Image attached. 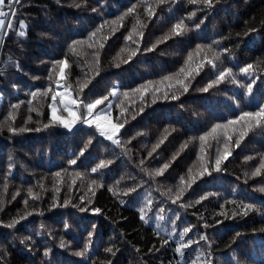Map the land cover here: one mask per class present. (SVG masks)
I'll list each match as a JSON object with an SVG mask.
<instances>
[{
	"label": "trees",
	"instance_id": "trees-1",
	"mask_svg": "<svg viewBox=\"0 0 264 264\" xmlns=\"http://www.w3.org/2000/svg\"><path fill=\"white\" fill-rule=\"evenodd\" d=\"M12 10L13 28L0 45V264H264V169L251 175L264 159V122L238 146L245 121L229 126L230 141L224 129L217 130L203 152L199 139L216 124L264 107V0H213L211 7L189 0H20ZM21 20L25 37L16 35ZM181 21L186 28L175 35L173 26ZM129 34L132 40L125 39ZM197 45L205 47L198 52ZM61 60L69 67L57 88ZM248 64L254 70L245 75L240 69ZM181 67L193 69L187 92L168 88L174 81L158 83ZM225 68L238 83L229 77L202 91ZM148 82L141 99L133 90ZM68 86L77 115L86 113L84 104L107 97L95 109L105 108L112 123L123 124L115 137L119 144L101 136L95 123L77 122L69 130L52 122V93L31 95ZM59 100L56 115L67 119ZM225 144L231 155L217 171ZM101 161L105 166L92 172ZM165 164L163 174L155 175ZM190 168L195 181L173 203ZM241 202L253 210L243 215ZM141 208L147 222L140 219ZM159 218L172 224L173 236L161 230ZM13 219L19 223L6 227ZM185 228L190 231L181 237ZM188 240L194 243L180 256L175 248Z\"/></svg>",
	"mask_w": 264,
	"mask_h": 264
},
{
	"label": "snow or ice",
	"instance_id": "snow-or-ice-1",
	"mask_svg": "<svg viewBox=\"0 0 264 264\" xmlns=\"http://www.w3.org/2000/svg\"><path fill=\"white\" fill-rule=\"evenodd\" d=\"M20 2V0H8V4H9V7L11 8L13 4H18ZM164 0H158V3H163ZM190 3H198V2H201L203 3L204 5H206L207 7H211L212 6V3H213V0H189ZM5 4V0H0V33H3V34H7L4 30L5 29H9L11 30L13 28V24H12V20L11 19H6L8 17H12L14 18L16 16V12L14 10L12 11H9V12H5L3 11V6ZM77 7H79L80 5H76ZM136 5H133L131 8L128 9V13H126L125 15L131 13L134 11ZM95 11V9H93ZM146 11L148 12L149 16L153 15V12L151 10V5H149L147 8H146ZM192 16L195 15V13H192L191 14ZM120 19L122 20L123 17H120ZM107 23V22H106ZM113 24L116 23V21H112ZM27 25L26 23L21 20L19 21V28L21 29L20 31H18L16 33V35H18L19 37H25L26 36V31H24V29H26ZM104 25H100L99 28L96 29V31L92 32L89 39L93 38V37H96L97 33L100 32L102 29H103ZM197 27H199V25H197ZM186 26L184 25V22L181 21L180 23H177L173 26V29H172V32L175 34V35H180L184 30H185ZM135 31V29L133 30ZM142 35V33H141ZM132 34H129L125 39L126 40H132ZM104 39H107V37H105ZM165 39H167V37H165ZM74 45L75 44H82L84 43V41H74L73 42ZM93 45L92 44H89V47H92ZM100 47L102 48L103 47V44L101 43L100 44ZM205 46L203 45H197V50L198 52L200 50H202ZM209 49L211 48V46L209 45L208 46ZM151 50V49H149ZM73 51H75V49L73 48ZM121 51H127V49H122ZM135 51H133L131 53V55H135ZM97 57H98V53L96 54ZM217 59L219 58L218 56L216 57ZM129 59H131V56H129ZM192 60V56L191 54L189 55L188 57V60L185 62V65L186 67L188 66L189 62ZM98 62V60H97ZM124 62H127V61H124ZM208 63L210 64H213V62L211 60H208L207 61ZM56 64L60 66L59 68V75L55 81L56 83V86L57 88H60L62 87V85L60 84V80L64 79L65 78V69L67 67H69L68 63L66 60H61V61H56ZM119 66V65H117ZM203 65H198V68L199 67H202ZM186 67H181L179 69V71L175 74H173L172 76H165L163 77V80L158 82L160 84H163L165 81H174V83H169L167 85L168 88H173L175 86H180V88H182L183 92H187L188 91V84L185 83V81L189 80V78L192 76V71L193 69L191 68H188V70L186 71ZM213 67H215V64H213ZM254 70V65L252 64H248L246 67L244 68H241L240 71L242 73H244L245 75H247L248 73H250L251 71ZM197 74H198V70H197ZM182 77V78H181ZM229 77H232V82L233 83H238V81L235 80L234 76H233V72H232V69L231 68H225L223 70H221L219 72V74L216 76V79L211 81L207 87H205L204 89H202V91H205L207 92L209 88H212L214 87L215 85H218L219 83L223 82L225 79L229 78ZM49 79L51 80L52 79V75L50 74L49 75ZM152 84V82H148V84L146 85H141L140 88H137V89H134L133 91L134 92H138V93H141V99H143V93L147 92L149 90V87L150 85ZM87 85H82L81 86V91L83 90V87H86ZM243 87V85H241ZM70 86L68 87H65L64 88V92H53L52 88L49 87L47 89H45L43 92L41 93H38V92H32L31 95L33 97V99H35L37 97V95H42V96H48L49 93H52L51 95V104L49 105L50 109H51V113H52V117H51V120L52 122L54 123H59L60 125H62L63 127L71 130V128L77 123V122H81V123H85V124H89V125H92L93 123H95V126L97 128V131L100 133L101 136H105L107 139L109 140H112L113 143H116V144H119V140L116 139V134L119 132L120 128L123 127V124H115V123H112L111 121V118L109 115L107 114H104L103 116H101L100 114H97L96 117L94 119H89V117H92L93 115V110L100 104L104 103V100L107 99V97H103L101 99H96L90 103H87V104H84V107L86 109V113L84 114H81V115H77L75 111L72 110L71 106L72 105H76L77 106V109L79 108V105L77 104V101L75 99H71L70 98V93L68 91ZM155 92H159L161 91L160 88H155L154 89ZM247 92L250 94L252 92V84L249 83L247 85ZM111 95L115 96L116 95V91L113 90L111 93ZM165 95V98H167L168 96V93L165 92L164 93ZM57 96L60 97V100H59V103L61 105H63V111L64 112H67L68 113V118H64L62 116H57L56 113H57ZM124 96H128V93H124ZM173 99H177L178 97L173 95L172 96ZM31 103V102H30ZM83 103V102H81ZM19 104H14L12 105L11 107L13 109H18L19 108ZM143 109H141L142 111ZM124 109H121V112L123 113ZM8 119L10 120H14L15 117L13 115V113H9V117ZM29 119H31V117H29ZM103 119L106 124L109 126V130H106L105 129V126L102 125L101 123H99L98 121ZM241 121H245L246 122V126H245V129L244 131L240 132L239 133V138L235 141L236 145L238 146L239 143H240V140L247 135V132L249 130H251L253 127H260L262 125V122H264V107L260 108L259 111L257 112H243L239 117H237L236 120H229L227 122V124H216L213 126V128L211 129V131L209 133H207L206 135L204 136H201L199 137L200 141L202 142V147H201V151L203 152L204 149H203V144L205 142H207L208 138L209 137H213L215 138V135L217 133V130L219 129H224L225 130V137L227 140H231L232 137L230 135H228V132H227V129L229 128L230 125H234V124H237ZM44 127H49V125H44ZM28 129H25V128H20L19 130L15 129V128H10V131H12L13 133L19 131V132H24V131H27ZM36 131H40L39 128L35 129ZM160 143H163V140H161L159 143H157L154 148H153V151H155L156 148H158L160 146ZM186 146V145H185ZM184 147V146H182ZM228 149V145L225 144V151L224 153L221 155V154H218L217 155V158L215 160V168L216 170H220V165L222 163L223 160H227L228 157L231 155V152ZM149 155H151V153H149ZM175 156L173 157V160H175ZM201 160H203V157L200 158ZM248 159H251V157H249ZM70 163L72 164H75L76 161L73 160L71 161ZM105 166V162L104 161H101L97 167H94L92 168V172H96L98 168H103ZM203 166V165H202ZM169 167L168 164H165L163 165L162 168L160 169H157L156 172H155V175L159 176V175H162L164 170H166L167 168ZM264 169V159H262L261 163H260V166L257 167L253 172H252V176H258L261 174V170ZM207 171V168L204 167V171L203 172H200L199 175H203L204 172ZM57 176H60V173H56ZM77 176H79V173H77ZM195 181V177L193 176V169L190 168L188 170V180L186 181L184 177H181L180 178V187H178L177 189V192L175 194V199L172 201L173 203H176L182 196L183 194V191H184V186L187 185V187H191V184ZM92 184H96V181L93 180L92 181ZM90 191H92V189H89ZM111 191V189H109ZM135 189H131L130 191H134ZM29 195L32 196V199H37L36 196H33L32 195V190L29 189ZM169 191L171 192V189H169ZM261 192H264V187H262L260 189ZM95 193L93 192V195ZM125 195H127V192L125 193ZM203 199H207V197H201V200ZM200 201H197V203H199ZM152 203L151 200L147 201V204L150 206ZM232 203H235V201H232ZM25 204H27V201H25ZM240 207L242 208V214L243 215H247L248 214V211H251L253 210L254 206L252 204H244L243 202H241V205ZM83 211V209H82ZM95 211L98 213L100 210L99 209H95ZM140 212H141V215H140V219L142 221H146V218H145V214H144V209L141 208L140 209ZM30 214V213H29ZM221 215H224V213H220ZM25 217H20V219H24ZM19 223V220H16V219H13L9 224L5 225L6 227H9V228H13L15 227V225ZM190 231L189 228H185L183 230V233H181V237L187 235V233ZM91 235V234H90ZM26 239H31L30 237H27ZM208 237L206 235H201L199 237V240H202V241H207ZM195 242H198V241H195ZM21 243H24V241L22 240ZM168 241L167 240H164V244H167ZM194 243V241L192 240H188L187 242H180L177 244V247L175 248V251L176 253H178L180 256H183L184 255V250L187 249L188 247H190V245ZM65 242L63 241V239L60 241V247L63 248L65 247ZM50 249H46L45 252H44V255L45 256H48L49 253H50ZM87 251V248H85L84 251L82 252H78L77 255H80V256H83L85 254V252ZM107 252H112V249L111 248H108L106 249Z\"/></svg>",
	"mask_w": 264,
	"mask_h": 264
},
{
	"label": "rangeland",
	"instance_id": "rangeland-1",
	"mask_svg": "<svg viewBox=\"0 0 264 264\" xmlns=\"http://www.w3.org/2000/svg\"><path fill=\"white\" fill-rule=\"evenodd\" d=\"M12 9H13V6L10 8V11H12ZM7 19H10V17H8ZM113 90L116 91V89H113ZM97 114H100L101 116H103L104 114H107L106 109L105 108H103V109H94L93 110V115H92V117H89V119H94ZM98 122L101 123L102 125H104L106 130H109V126L106 124V122L103 119L99 120ZM76 125H77V123L73 127H75ZM79 125L80 126H84V127L90 126L89 124H85V123H79ZM154 221H155V224H156L157 219H155ZM159 222H160L162 231L168 233L171 236L174 235V230H173L172 224H170L165 218H164V220L159 218Z\"/></svg>",
	"mask_w": 264,
	"mask_h": 264
},
{
	"label": "crops",
	"instance_id": "crops-1",
	"mask_svg": "<svg viewBox=\"0 0 264 264\" xmlns=\"http://www.w3.org/2000/svg\"><path fill=\"white\" fill-rule=\"evenodd\" d=\"M13 6V5H12ZM3 11L5 12H9L10 11V7H9V4H8V0H5V4L3 6ZM7 19V18H6ZM6 30V29H5ZM4 30V31H5ZM4 37V34L3 33H0V45H1V42H2V39Z\"/></svg>",
	"mask_w": 264,
	"mask_h": 264
},
{
	"label": "bare ground",
	"instance_id": "bare-ground-1",
	"mask_svg": "<svg viewBox=\"0 0 264 264\" xmlns=\"http://www.w3.org/2000/svg\"><path fill=\"white\" fill-rule=\"evenodd\" d=\"M196 207V206H195ZM200 207V206H199ZM194 209H196V208H194ZM157 211H158V209H157ZM200 211V210H199ZM157 213V212H156ZM153 214V215H158L159 213H160V211H159V213L158 214ZM189 213V212H188ZM191 220V219H190ZM193 221V220H192ZM133 250V249H132Z\"/></svg>",
	"mask_w": 264,
	"mask_h": 264
}]
</instances>
